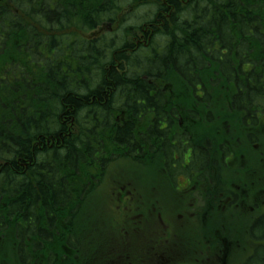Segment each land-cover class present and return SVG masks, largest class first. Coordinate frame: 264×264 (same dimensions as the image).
Masks as SVG:
<instances>
[{"label":"trees","instance_id":"obj_1","mask_svg":"<svg viewBox=\"0 0 264 264\" xmlns=\"http://www.w3.org/2000/svg\"><path fill=\"white\" fill-rule=\"evenodd\" d=\"M121 161L264 187V0H0V264L87 261Z\"/></svg>","mask_w":264,"mask_h":264},{"label":"flooded vegetation","instance_id":"obj_2","mask_svg":"<svg viewBox=\"0 0 264 264\" xmlns=\"http://www.w3.org/2000/svg\"><path fill=\"white\" fill-rule=\"evenodd\" d=\"M190 121H192L190 117L180 115L178 118L172 119L170 124L177 123L182 127ZM160 173H166V169H161ZM191 175L195 176L194 172H191ZM238 175V173H233L221 177V180L217 178L214 186H212V180L209 184L200 185L201 183L197 182L195 177L194 180H191L180 175L181 178L187 180V185L189 184L185 188L188 190L189 196L181 191L179 197H189L192 206L190 207L191 210L180 209L177 200V213L184 212L178 214V218H170L175 210L169 213L164 206L159 205L161 200L158 198L160 196L158 198L150 196L155 199L152 201H144V196L138 199V202L144 201L148 203L146 206L150 205L151 210L148 208L147 212L146 210L138 212L136 208L130 210L131 208L128 207L126 211L119 206L121 209L119 212L123 213L121 218L123 223L119 225L112 223V228L115 230L120 228L123 241L121 239L118 241L119 236L111 231L108 235V241L104 242L107 250L99 256L92 248V245L98 244V236L92 234L88 240L90 242L95 240L97 244L85 243L91 248L88 251L89 254H85L82 249L84 243L79 244L78 247L76 245L79 252L77 260L87 259L85 262L82 261V264H179L180 260L186 261V263L181 264H229L231 261L232 264H260V259H251L264 250V243L255 241L259 238L254 229L251 230V227H248L240 231L235 228H228L229 231H226L224 228V231H219L209 226V224L213 225L215 213L220 215V211L223 214L227 211L232 214L239 213L240 217L242 215L253 219H255L256 212L264 213V187L257 190L253 184L250 190L248 187L242 188L243 181L238 178ZM168 182L170 183V180ZM197 186L208 191L207 195L199 199V208L195 207L190 194L196 191ZM216 190L217 194H215ZM253 201H255V205H253ZM144 213H149L150 217H146ZM165 213H168L166 214L168 218L165 217ZM143 216H145V220H141ZM158 219L161 227L158 224ZM127 221L140 226L131 227ZM139 227L143 228L141 229L143 232L139 231ZM260 229L264 233V226ZM188 231L191 233L190 237L187 235ZM171 235L173 238L176 236L177 238L169 242L168 237ZM110 237L113 240L111 246ZM132 238L135 239V242L132 241ZM251 245L252 248L249 249ZM212 250H214L213 255L211 254ZM211 260H215V262L212 263ZM262 264H264V259Z\"/></svg>","mask_w":264,"mask_h":264},{"label":"rangeland","instance_id":"obj_3","mask_svg":"<svg viewBox=\"0 0 264 264\" xmlns=\"http://www.w3.org/2000/svg\"><path fill=\"white\" fill-rule=\"evenodd\" d=\"M146 9H148V8H146ZM127 11H130V10H127V8H126L125 11L123 12V15L126 14ZM143 11H144V9L138 10V14H143ZM112 30L115 31L117 29H114L111 26L107 29L104 28L105 32L112 31ZM155 47L158 48V45L155 44ZM172 91H173V89H172ZM139 158L142 159L144 157L142 156ZM157 159L159 160V155H158ZM150 165H152L153 168L155 166V164L153 165V163H151ZM113 169L118 170V171H116V173L114 172V174L111 176L109 174L108 178L97 182L96 183L97 191L95 194H93L94 196H97L99 194L100 198L106 197L105 199L100 200V202L104 203L103 211L105 214H102L103 212L97 214L95 221H94L95 228H92L90 230V226H87V230L94 231V233H96L98 236V244L92 245V248L99 256L103 255L105 253V251L107 250V247L104 245V242L108 241V235L111 231L119 236L118 241H119V239H121L123 241V237L121 235L120 228H117V230L112 228V223L118 224V225L123 223L121 220L123 213L119 212L118 211L119 208L115 207V205L112 204V200L114 201L116 206H120L123 209H125L126 211L128 208H131L130 210H133V209L135 210V208H136L138 212H141L142 210H146V212H147L150 205L146 206L148 203H146L144 201L155 200L154 198H152L150 196H156V198H158V196H160L158 198L161 200L159 205L164 206L166 211H168L169 213H171L173 210H175L173 212V215H170V218H172V217L178 218L179 217L178 214L184 213V212H178L177 213V210H176V205H178L177 200L179 202L180 209L191 210L190 207L192 206L190 204V198L189 197L188 198L179 197V195H181V191L184 194L189 196L188 190L187 189L185 190V188H187L186 186H189V184L187 185V180H184L179 175L176 176L177 179L172 180V182L170 181V183H169L168 179L170 177L167 174V172L166 173H160L163 177L160 176V178L156 179V180L146 179V177L145 178L142 177V175L147 176V178H152L153 175L155 176V174H154V173H156L155 169L153 170V174H149V171H152V170H150V167L145 168V170H139L138 171V169L134 168V166L132 164L128 163V165H127V163H122V164L117 165V167H115ZM113 169H112V172H113ZM125 171L127 173L126 176L124 173ZM126 177L129 178L130 180L134 181V184L130 188L128 187V182H127ZM218 180H221V178L218 177ZM207 193H208V191L201 186H197L196 191L193 193H190L191 197L193 198L192 202L194 203L195 207L199 208V199L201 197L203 198L204 195H207ZM215 194H217V190L215 191ZM133 196H135V197H133ZM143 196L145 197L144 201L138 202V199L140 197H143ZM93 200H94L93 197L91 199H89L86 208L91 207L90 202H92ZM188 212L192 213L193 211H188ZM195 212H197V211H195ZM144 214L146 215V217H148V218L150 217L149 213H144ZM166 214H168V213H165V217L168 218V216ZM131 216L133 217V214ZM214 217L216 218V216H214ZM143 219L145 220V216H143L141 218V220H143ZM131 221L133 222L132 218H131ZM127 223H130L131 227L140 226V225L132 224L129 221H127ZM158 224L161 227V225L159 223V219H158ZM213 225H215L217 227L218 224L217 225L213 224ZM213 225L209 224V226L215 228V226H213ZM217 228L219 229L220 227H217ZM141 229H143V228L139 227V231L143 232ZM84 230H85V228H84ZM77 231H79V229H77ZM187 235L190 237L191 233L188 231ZM90 238H91V236H90V234H88V239H90ZM176 238H177V236H176ZM176 238L175 237L173 238L172 235L168 237L169 242L174 241ZM185 239H187V238H185ZM79 241L81 244L84 243L82 245V247H83L82 249L84 251H86V252L90 251L91 248L88 247L85 243L87 242V243L91 244L92 241L91 242H90V240L84 241L83 239H79ZM132 241L135 242V239L132 238ZM112 244H113V240L110 237V246ZM250 248H252V245L249 246V249ZM235 253H236V251H235ZM211 254L212 255L214 254V250H212ZM211 262L214 263L215 260H211ZM231 262L229 264H232ZM181 263H186V261L180 260L179 264H181Z\"/></svg>","mask_w":264,"mask_h":264}]
</instances>
